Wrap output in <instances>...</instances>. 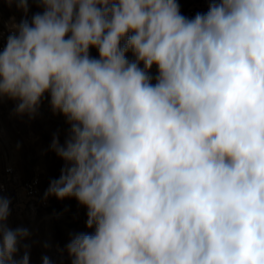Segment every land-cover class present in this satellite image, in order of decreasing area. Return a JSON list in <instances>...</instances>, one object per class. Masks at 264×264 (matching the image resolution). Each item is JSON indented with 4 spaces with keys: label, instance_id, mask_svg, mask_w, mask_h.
<instances>
[{
    "label": "clouds",
    "instance_id": "clouds-1",
    "mask_svg": "<svg viewBox=\"0 0 264 264\" xmlns=\"http://www.w3.org/2000/svg\"><path fill=\"white\" fill-rule=\"evenodd\" d=\"M35 2L0 51V100L31 117L47 94L70 126L45 195L76 199L95 229L72 236L71 264H264V0L193 18L178 0ZM10 203L0 264H29Z\"/></svg>",
    "mask_w": 264,
    "mask_h": 264
},
{
    "label": "rangeland",
    "instance_id": "rangeland-1",
    "mask_svg": "<svg viewBox=\"0 0 264 264\" xmlns=\"http://www.w3.org/2000/svg\"><path fill=\"white\" fill-rule=\"evenodd\" d=\"M178 3L182 14L185 0H178ZM42 11L43 9L35 0H28L27 13L17 8L15 4L9 6L5 0H0V21L11 27L23 20L30 22L34 14ZM90 55L98 58L97 50L91 48ZM126 57L129 61L134 60L131 52H128ZM140 67L143 65L141 64ZM149 75L152 76L154 84L157 75L155 66L150 70ZM49 99L46 94L37 113L31 117L28 114H17L15 109L18 101L8 99L4 116L8 134L6 141L19 172L27 176L37 167H41L44 171L46 191L50 182L59 178L61 169L64 167V161L51 150L52 140L56 136L63 145L70 128L62 114L53 113ZM49 197L55 217L39 215L35 219L32 215H25V212H22L21 217L14 215L11 218V221L16 222L23 218L25 229L30 233L28 238L20 242L19 251L14 259H21L27 246L29 264H43L44 257H48L51 264H71L65 249L72 236L78 233H94V228L86 227L87 209L76 199L59 200L54 196L49 195Z\"/></svg>",
    "mask_w": 264,
    "mask_h": 264
},
{
    "label": "built area",
    "instance_id": "built-area-1",
    "mask_svg": "<svg viewBox=\"0 0 264 264\" xmlns=\"http://www.w3.org/2000/svg\"><path fill=\"white\" fill-rule=\"evenodd\" d=\"M210 2L211 0H185L182 14L193 18L198 12L206 13ZM11 33L12 27L0 21V51L6 46ZM7 100V97L0 100V196L11 201L6 225L15 230L25 228V223L23 218L19 222L11 221L14 215L21 217L20 214L25 212V215H32L36 219L39 215L53 218L55 213L50 197L45 195L47 191L43 169L37 167L33 173L24 176L11 157V150L6 141L8 134L4 119Z\"/></svg>",
    "mask_w": 264,
    "mask_h": 264
}]
</instances>
